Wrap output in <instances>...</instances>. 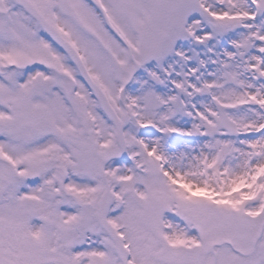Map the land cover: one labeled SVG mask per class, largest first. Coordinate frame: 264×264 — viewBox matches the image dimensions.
Segmentation results:
<instances>
[{"label":"snow or ice","instance_id":"1","mask_svg":"<svg viewBox=\"0 0 264 264\" xmlns=\"http://www.w3.org/2000/svg\"><path fill=\"white\" fill-rule=\"evenodd\" d=\"M0 264H264V0H0Z\"/></svg>","mask_w":264,"mask_h":264}]
</instances>
